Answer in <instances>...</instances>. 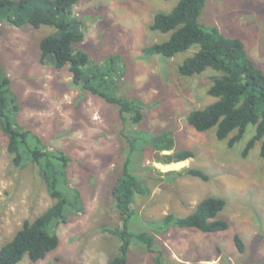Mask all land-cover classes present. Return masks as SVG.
<instances>
[{
	"label": "rangeland",
	"instance_id": "rangeland-1",
	"mask_svg": "<svg viewBox=\"0 0 264 264\" xmlns=\"http://www.w3.org/2000/svg\"><path fill=\"white\" fill-rule=\"evenodd\" d=\"M178 3L80 0L74 7L85 34L77 47L113 72H117L118 64L107 61L118 56L123 73L119 79L115 77L116 95L146 105L143 121L136 129L150 134L170 131L175 150L194 153L193 158L170 165L157 163L158 154L144 145L143 151L128 154L132 172L149 189L146 194L135 195L130 228L153 235L169 264H263L261 143H256L247 157L242 155L255 126L250 125L233 148L227 140L217 139L215 128L196 131L187 117L192 110L214 101L208 89L215 73L207 70L193 77L178 73V66L193 55V49L173 58L147 56L143 51L169 38V34L152 31L150 25L157 13H170ZM200 21L209 28L217 27L227 37L240 39L249 58L264 73V0H207ZM0 26V63L20 104L18 122L38 135L48 150H62L69 157V183L80 191L84 203L83 213L53 227L60 240L55 251L44 260L32 262L25 257L19 264H108L118 253L120 241L102 230L121 226L111 191L127 158L118 108L89 90L75 87L69 67L58 70L42 64L40 42L55 33L54 28ZM7 144L0 127V249L26 220L33 221L55 202L36 165H12ZM188 169L204 171L209 181L187 175ZM209 197L225 199L227 205L218 218L229 223L228 230L162 231L155 226L168 214L188 216ZM235 235L244 243L242 253L235 245ZM154 256L156 253L132 244L127 264H153Z\"/></svg>",
	"mask_w": 264,
	"mask_h": 264
},
{
	"label": "trees",
	"instance_id": "trees-1",
	"mask_svg": "<svg viewBox=\"0 0 264 264\" xmlns=\"http://www.w3.org/2000/svg\"><path fill=\"white\" fill-rule=\"evenodd\" d=\"M79 1L0 0V24L17 28H54L55 33L40 42L42 64H51L58 70L69 67L75 87L89 90L118 108L120 136L126 142L123 152L127 153V158L120 166V174L111 191L113 208L119 215L121 226L104 227L102 230L120 241L118 253L108 264H127L132 244L156 253L153 264H169L164 261L153 235L130 228L129 223L135 215V195L146 194L149 189L143 187L142 181L132 172L133 165L128 154L143 151L144 145L158 154L157 163L170 165L187 161L194 157V153L175 150V139L170 131L150 134L136 129L143 121L146 105L140 100L116 95L115 77L119 79L123 73L119 57L113 56L107 61V64H118L117 72H113L108 66L91 60L88 53L77 47L85 38L82 21L74 15V7ZM206 2L179 0L170 13H157L150 29L170 36L166 41L145 48L144 54L173 58L193 49V55L178 66V73L193 77L212 70L215 74L211 78L208 95L214 101L204 108L192 110L187 117L188 123L198 132L215 128L217 139L227 140L229 148L243 139L250 125L255 126V134L242 155L247 157L255 144L260 142V156L264 159V73L249 58L240 39L227 37L217 27L209 28L201 23ZM19 111L20 104L12 90V81L0 63V127L8 139L7 150L12 157V165L16 168L23 167L27 162L36 165L50 196L55 200L36 219L26 220L14 237L1 247L0 264H19L25 257L32 262L44 260L60 243L53 227L65 223L71 215L84 212L80 191L69 183V157L62 150H48L38 135L20 126ZM186 174L203 181L210 179L200 169H188ZM226 205L223 198L209 197L199 202L188 216L168 214L155 222V226L162 231L181 228L197 229L203 233L223 232L229 229V223L218 216ZM234 242L238 251L244 252L245 246L239 235L234 236Z\"/></svg>",
	"mask_w": 264,
	"mask_h": 264
},
{
	"label": "bare ground",
	"instance_id": "bare-ground-1",
	"mask_svg": "<svg viewBox=\"0 0 264 264\" xmlns=\"http://www.w3.org/2000/svg\"><path fill=\"white\" fill-rule=\"evenodd\" d=\"M168 167V166H167Z\"/></svg>",
	"mask_w": 264,
	"mask_h": 264
}]
</instances>
